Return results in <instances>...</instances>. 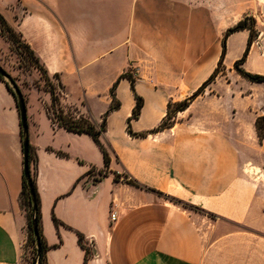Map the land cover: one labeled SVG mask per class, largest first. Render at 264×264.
Wrapping results in <instances>:
<instances>
[{"label":"crops","instance_id":"crops-1","mask_svg":"<svg viewBox=\"0 0 264 264\" xmlns=\"http://www.w3.org/2000/svg\"><path fill=\"white\" fill-rule=\"evenodd\" d=\"M149 1L0 0V16L48 80L60 86V105L72 107L74 118L100 123L116 78L134 68V93L142 105L130 128L147 133L165 117L168 101L184 100L209 75L206 56L191 72L185 60L190 40L211 44L214 59L223 33L246 15L256 22V40L264 39V0ZM247 40L245 29L226 37V70L241 57ZM0 45L9 51L1 32ZM176 48L178 54L170 55ZM261 51L251 45L241 67L264 75ZM5 83L0 79V264H25L21 128ZM248 83L250 88L264 84ZM29 91L39 102L30 110L29 93L25 97L27 137L35 157L30 171L49 247L46 264H264V140L257 143L260 157H239L235 141L222 135L233 125L215 119L206 124L203 112L189 107L176 113L170 127L131 137L126 123L135 99L122 78L114 88L119 106L105 117L101 138L110 152L107 173L94 180V171L105 169L96 144L87 134L51 121L48 91ZM119 169L142 188L122 177L114 180ZM53 217L60 222L57 228Z\"/></svg>","mask_w":264,"mask_h":264},{"label":"rangeland","instance_id":"rangeland-1","mask_svg":"<svg viewBox=\"0 0 264 264\" xmlns=\"http://www.w3.org/2000/svg\"><path fill=\"white\" fill-rule=\"evenodd\" d=\"M146 1L147 3L150 2L149 0ZM255 23L256 22L254 20V27ZM247 24L250 23L247 22ZM224 33L219 41L218 49L215 53V60L213 59L214 53L212 52L211 48L213 46L211 44H203L201 42L202 40H195V42L190 40V42L186 44L187 47L185 53V60L191 62L192 73L195 70L193 68V65H196L199 60H203L204 56H206V71L209 72V75L215 69L217 70V74L214 79L209 84H207L205 88H203L200 94H198L194 98H197L195 101H193V99L188 104V107L189 110H191L192 108L201 110L205 115L204 117H202V121H205L206 124L211 123V120L215 119L219 124H222L223 126L233 125V131L223 132L222 135L235 141L238 148L237 150H234V153L239 157L249 156L257 158L261 156V148L258 147V144H261L262 142H258L256 138L253 123L255 117L260 114L262 110L264 111V84H258L259 87L250 88V83H248V81H245L235 72V70L233 69V64L232 66L228 67V70H226V65L224 63L225 51L223 56L221 57V41L224 38ZM1 34L4 35L6 41L9 42V51H7L3 46L0 45V68L9 76V80L5 78L3 79L9 84L12 90L14 89L13 85L18 88L22 95L24 104L25 97L29 93V95H27V107L30 110H34L39 106V102L37 101L36 93L34 91L29 90L33 89L35 91L41 92L43 90L48 91L50 89H54L55 92L59 93V90L56 86V82L44 81V78L41 76V72L38 69L40 68V66L36 63V59L25 47L21 39L18 38L16 34H8L3 30ZM256 36L257 32L255 30L251 38V42L248 44V52L250 50L251 45H254L258 48L260 47V41L264 40L262 38L260 41H257ZM171 44L178 46L180 45V42L176 40H171ZM254 49L255 48H252L253 52ZM169 53L170 55L178 54L177 48ZM261 54H264V52L261 51ZM220 57L221 64L218 65ZM171 73L177 76V73L179 72L176 68H174L171 70ZM127 74L130 77H133L134 75H136L135 69L132 67L128 68ZM194 92H192L186 98L190 97ZM214 95L217 96V99L214 97ZM209 96H212L213 99L210 100ZM168 102L169 108H167V115H165L159 125L171 126L176 120L175 115L177 112L175 113V108L177 101ZM61 108L64 114L74 113V109L72 107L61 106ZM54 111L56 114V109H54ZM214 113L219 114V116L212 117L210 115ZM100 124L101 122L97 125L99 126ZM108 154L110 158V152H108ZM119 171L120 174L117 175L116 179H118V177H122V181H125V179L127 178V174L121 171L120 169ZM106 173L107 170L105 168L99 171H94L92 175L95 179H97ZM158 196L164 197L161 194H158ZM24 202L25 204H28L26 200ZM185 209L196 211L210 220H215L213 216H210L209 214H204L198 209ZM26 210L29 211V208H26ZM22 257L25 261V264H37L36 257L34 255V250L30 248V246H26V248L24 247Z\"/></svg>","mask_w":264,"mask_h":264},{"label":"trees","instance_id":"trees-1","mask_svg":"<svg viewBox=\"0 0 264 264\" xmlns=\"http://www.w3.org/2000/svg\"><path fill=\"white\" fill-rule=\"evenodd\" d=\"M247 22H249L250 24H247ZM0 25H1L0 32H2V30H3L5 32H7L8 34H10V33L16 34L4 22V20L2 19L1 16H0ZM244 29L248 30V40H247L246 47H245L241 57L239 59H237L236 61H234L233 69L241 78L245 79L248 82L264 83V75L247 72L241 67V65L244 63V61L246 59V55L248 53V44L251 42V38H252L254 31H255L254 30V20L251 16L246 15V16L242 17L234 25H232L231 27L226 29V31L224 33V38L221 41V48H222L221 57L223 56L224 51H225V37H227L228 35L236 32V31L244 30ZM18 38H19V36H18ZM25 47L28 49V47L26 45H25ZM29 52L33 55V53L30 50H29ZM221 57H220V60L218 61V65L221 64ZM35 59H36V63L39 65L37 58H35ZM38 69L40 70L41 76L44 78V81H46V82L49 81L48 78L46 77V73L43 70V68L40 66V68H38ZM216 74H217V70L215 69L208 76V78L201 84V86L190 97H188V98H186L180 102H177L176 108H175V113L178 111L185 110L188 107V104L198 94L201 93V91L203 90V88H205V86L207 84H209L214 79ZM122 78H126L129 81L130 89H131V91L134 95V99H135V105L132 109L131 116L127 119V123H126L127 134L131 137H144L147 134L154 133V132H157L161 129L170 127V126L159 125L156 128L148 131L147 133H134L131 131L130 120L136 119L138 117V114H139V111H140V108L142 105V99L139 98L134 93V79L132 77H130L127 74V72L121 73L116 78L115 82L113 83L112 87L110 88L109 96L111 98V103H110L108 109L104 112L102 119H101V124L99 126L95 122L90 121L87 118H84V117L74 118L73 114H64L63 110L60 106L58 95L56 94L54 89L48 90V93L50 95V103L46 108L48 117L51 119L52 122H56L59 126H62L63 128H65L69 131H73L76 133H85L88 136H90V138L93 140V142L96 144V146L98 147V149L100 150V152L102 154L103 165L105 168L108 167L109 162H110V158H109V154H108L109 148L105 142L101 141V138H102L103 132L105 131V117L111 111L117 109L119 106V103L115 100V97H114V88H115V85L118 82V80L122 79ZM0 79L3 80V78L1 76H0ZM5 85H6V88L8 89V91L14 96L13 90L11 89L9 84L6 82ZM56 86H57V89L60 88L59 85H56ZM13 87L17 88L15 85H13ZM14 99H15V97H14ZM168 105H169V102L167 104V108H169ZM16 107H17V105H16ZM54 109H56V111H57L56 114H55ZM17 110H18V108H17ZM166 115H167V113H166ZM19 124L21 125L20 118H19ZM253 127H254L256 138H257L258 142L261 143L262 140H264V114L257 115L255 117ZM22 140H23V135L21 133V147H22ZM27 142H28V137H27ZM22 150H23V147H22ZM56 155L62 156V154H60L59 152H56ZM34 159H35V157L33 155L32 148L28 143L27 144V165H28V175H29L28 179H29L30 185L28 186L27 178L25 177L24 172L22 170V189H21V193H20V202H21V205L25 209L29 208V211L26 210L27 211L26 246H30V248H32L34 250V255L36 257L37 264H46L45 252L49 247L46 245L44 238L42 236L41 224H40L39 198H38V194L36 191L35 180L31 174V171H30V164L32 162H34ZM103 176H105V174H103L101 177H103ZM116 178H117V174H114V180ZM97 179L94 178V180H97ZM125 182L127 184L134 186V187L142 188V186L140 184H138V182L135 179L131 178L128 175H127V178L125 179ZM30 193H32L33 200H34V206H35L34 211L32 210V202H31ZM166 199H168L170 202L177 204V205L184 207V208L197 209L191 205H188V204H186L180 200H177L175 198H172V197H166ZM25 200L27 201L28 204H25V202H24ZM52 221H53L56 228L60 225V222L55 217L52 218ZM33 226H35V229H36V236L34 235V232H33ZM77 240H78L80 247H82L84 249V246L82 244L83 236L79 233H77ZM36 241H38V243H39L38 248H36ZM87 254H88V252L85 249V255H87Z\"/></svg>","mask_w":264,"mask_h":264},{"label":"water","instance_id":"water-1","mask_svg":"<svg viewBox=\"0 0 264 264\" xmlns=\"http://www.w3.org/2000/svg\"><path fill=\"white\" fill-rule=\"evenodd\" d=\"M0 76L2 78H5L7 80H9V76L0 68ZM13 94L15 97V101H16V105L18 108V113H19V118H20V128H21V133L23 135V140H22V166H23V172L25 177L27 178V184L28 186L30 185L29 179H28V165H27V123H26V108H25V104L22 98V95L20 93V91L18 90V88L13 89ZM31 196V202H32V210L34 211V200H33V196L32 193H30ZM33 232L34 235L36 236V229L35 226H33ZM39 247V243L38 241H36V248Z\"/></svg>","mask_w":264,"mask_h":264},{"label":"built area","instance_id":"built-area-1","mask_svg":"<svg viewBox=\"0 0 264 264\" xmlns=\"http://www.w3.org/2000/svg\"><path fill=\"white\" fill-rule=\"evenodd\" d=\"M259 45L262 49H264V40H261ZM110 218L111 220L115 219V214L113 212L110 214Z\"/></svg>","mask_w":264,"mask_h":264}]
</instances>
